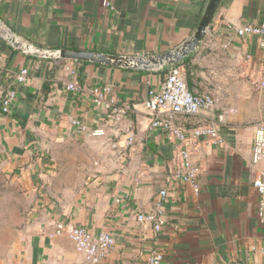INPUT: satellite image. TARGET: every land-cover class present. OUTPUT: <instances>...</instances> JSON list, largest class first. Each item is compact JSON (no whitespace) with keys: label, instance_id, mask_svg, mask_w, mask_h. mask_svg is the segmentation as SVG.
<instances>
[{"label":"crops","instance_id":"1","mask_svg":"<svg viewBox=\"0 0 264 264\" xmlns=\"http://www.w3.org/2000/svg\"><path fill=\"white\" fill-rule=\"evenodd\" d=\"M205 2L0 0V17L16 35L40 46L155 55L193 34ZM247 23H264V0H225L191 58L193 91L212 94L218 108L236 109L222 131L226 145L203 144L195 156L205 164L199 193L174 180L175 145L150 128L143 102L164 73L36 59L0 40V173L28 202L17 241L0 264H92L67 234L55 232L57 222L93 235L113 233L115 245L99 264H145L154 251L164 255L162 264H264V222L257 217L259 194L248 168L254 123L264 118L243 122L238 107L220 94L199 91L195 82L197 61L208 63L213 55L224 62L220 69L230 64L237 77L246 54L253 66H264L260 37L235 33ZM23 67L31 77L16 84L13 77ZM69 69L77 73V90L66 88L73 79ZM106 84L113 86L118 106H132L121 118L94 102L89 91ZM10 87L17 100L6 112L2 96ZM98 128L104 134H94ZM130 132L134 144L126 142ZM162 188L168 190L160 208L165 224L157 232L138 214L158 206Z\"/></svg>","mask_w":264,"mask_h":264},{"label":"built area","instance_id":"2","mask_svg":"<svg viewBox=\"0 0 264 264\" xmlns=\"http://www.w3.org/2000/svg\"><path fill=\"white\" fill-rule=\"evenodd\" d=\"M235 33L240 36L256 35L260 37L264 46V23H247L235 28ZM245 66L239 71V75L248 80L252 87L260 91L264 90V66L255 67L252 64L251 54L243 56ZM5 55L0 53V72L4 66ZM73 79L66 82V88L77 90V73L69 69ZM159 86L150 88L148 97L144 100V106L150 115V128L160 130L169 142L176 148L175 167L171 176L179 183L191 185L196 193L201 191L198 182L199 175L205 170L204 162H197L195 156L200 152L203 144H214L224 147L226 140L222 135L223 128L227 124L229 114H233L235 108H218L217 99L210 93H197L189 89L187 82V68L184 65H175L164 74ZM31 77L28 67H23L13 79L16 84L24 83ZM94 102L111 109L118 118L124 116L132 109L130 104L118 106L113 94L111 84L95 87L89 90ZM17 100V90L8 88L2 96V108L10 111L11 106ZM221 110L218 112V110ZM193 121L191 128H187L181 121ZM76 125H82L80 121H73ZM83 126V125H82ZM83 130H86L85 126ZM103 128L93 131L96 135L104 134ZM128 144H134V133L130 132L126 139ZM251 179L259 194L257 217L264 222V119L254 123V140L251 147V156L248 162ZM168 194L166 188L160 190V203L146 213L138 214L139 221L154 223V229L160 232L165 224V218L161 212V206ZM55 232L65 233L72 239L78 250L84 254L92 264H99L115 245L116 239L113 233L102 231L99 234H91L85 227L57 222ZM164 255L158 251L151 252L145 264H162Z\"/></svg>","mask_w":264,"mask_h":264},{"label":"rangeland","instance_id":"3","mask_svg":"<svg viewBox=\"0 0 264 264\" xmlns=\"http://www.w3.org/2000/svg\"><path fill=\"white\" fill-rule=\"evenodd\" d=\"M200 56L198 54L196 59H200ZM207 62L205 65L202 60L197 61L198 77L195 82L199 91L220 94L229 105L239 108L236 114L242 115L243 122L254 120V117L264 118V100H261L264 98L257 88L252 87L245 78L237 77L230 64L220 69L224 62H220L219 55H213ZM73 149L79 147L74 146ZM27 208L28 202L23 193L0 173V256L8 253L16 243L17 229L25 220Z\"/></svg>","mask_w":264,"mask_h":264},{"label":"water","instance_id":"4","mask_svg":"<svg viewBox=\"0 0 264 264\" xmlns=\"http://www.w3.org/2000/svg\"><path fill=\"white\" fill-rule=\"evenodd\" d=\"M225 0H206L193 34L174 49L155 55H127L90 48L45 47L16 35L0 17V40L27 55L48 60H73L115 68L163 71L194 55L205 43L208 30Z\"/></svg>","mask_w":264,"mask_h":264},{"label":"trees","instance_id":"5","mask_svg":"<svg viewBox=\"0 0 264 264\" xmlns=\"http://www.w3.org/2000/svg\"><path fill=\"white\" fill-rule=\"evenodd\" d=\"M203 10V9H202ZM30 56V55H29ZM193 56V55H192ZM192 56H190V57H187L183 62H181L180 63V65H184L186 68H187V82H188V86H189V89L191 90V91H193V87L191 86L192 85V82H191V80H190V76H191V58H192ZM32 57V56H31ZM34 58H36V57H34ZM36 59H38V58H36ZM47 60V59H46ZM162 73H165L166 72V70H163V71H161ZM194 92V91H193Z\"/></svg>","mask_w":264,"mask_h":264}]
</instances>
